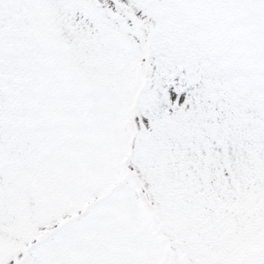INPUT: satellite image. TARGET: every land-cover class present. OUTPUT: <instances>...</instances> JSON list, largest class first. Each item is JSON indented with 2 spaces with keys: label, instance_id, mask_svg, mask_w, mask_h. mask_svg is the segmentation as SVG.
<instances>
[{
  "label": "snow or ice",
  "instance_id": "1",
  "mask_svg": "<svg viewBox=\"0 0 264 264\" xmlns=\"http://www.w3.org/2000/svg\"><path fill=\"white\" fill-rule=\"evenodd\" d=\"M0 264H264V0H0Z\"/></svg>",
  "mask_w": 264,
  "mask_h": 264
}]
</instances>
